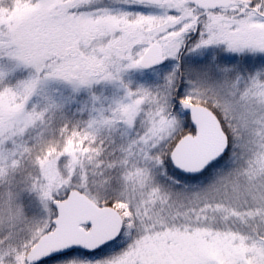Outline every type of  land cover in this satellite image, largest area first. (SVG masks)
<instances>
[{
	"label": "snow or ice",
	"instance_id": "6c2138e0",
	"mask_svg": "<svg viewBox=\"0 0 264 264\" xmlns=\"http://www.w3.org/2000/svg\"><path fill=\"white\" fill-rule=\"evenodd\" d=\"M0 264H264V0H0Z\"/></svg>",
	"mask_w": 264,
	"mask_h": 264
}]
</instances>
